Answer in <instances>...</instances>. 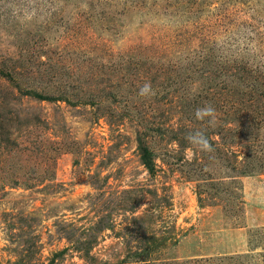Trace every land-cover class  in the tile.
Wrapping results in <instances>:
<instances>
[{"label":"rangeland","instance_id":"obj_1","mask_svg":"<svg viewBox=\"0 0 264 264\" xmlns=\"http://www.w3.org/2000/svg\"><path fill=\"white\" fill-rule=\"evenodd\" d=\"M0 264H264V0H0Z\"/></svg>","mask_w":264,"mask_h":264},{"label":"clouds","instance_id":"obj_2","mask_svg":"<svg viewBox=\"0 0 264 264\" xmlns=\"http://www.w3.org/2000/svg\"><path fill=\"white\" fill-rule=\"evenodd\" d=\"M154 94V89L152 88L150 83L143 84L138 91V95L141 97L151 96ZM194 114L196 119L198 120H204L206 117L210 118L208 120L209 124H213V122L215 121V109L211 105L197 108ZM187 139L190 143L197 146L202 151L210 152L213 150L208 138L202 131H197L194 134H190Z\"/></svg>","mask_w":264,"mask_h":264}]
</instances>
